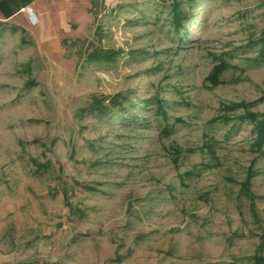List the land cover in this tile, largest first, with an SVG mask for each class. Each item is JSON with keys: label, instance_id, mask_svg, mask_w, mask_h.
Instances as JSON below:
<instances>
[{"label": "rangeland", "instance_id": "1", "mask_svg": "<svg viewBox=\"0 0 264 264\" xmlns=\"http://www.w3.org/2000/svg\"><path fill=\"white\" fill-rule=\"evenodd\" d=\"M171 1L0 5V264H264V0Z\"/></svg>", "mask_w": 264, "mask_h": 264}, {"label": "trees", "instance_id": "2", "mask_svg": "<svg viewBox=\"0 0 264 264\" xmlns=\"http://www.w3.org/2000/svg\"><path fill=\"white\" fill-rule=\"evenodd\" d=\"M192 3H194V0H172L169 6L170 13L172 15L171 22L173 24V27L177 29V31H180L182 35L184 32L187 31V30L184 31V28L182 27V22L183 20L189 18L187 17L188 13L187 10H185L184 5L189 4L190 9L197 7L196 4H192ZM183 36H186V34H184ZM258 43H259L258 45H260L258 60H264V31H263V36L258 40ZM89 56L91 57V59H95L99 61H101L99 59L100 57L105 58L107 60L110 57H112L103 51L100 52V50L97 48H94V50ZM125 99L126 98L124 96L118 94L112 97L110 104L109 103L105 104V102L102 101H96V105L94 107H90V111L93 112L96 115V117H98V119L101 120L104 119L106 116H111V115L115 116V114H121L127 112L128 116L126 117L119 116L117 118H120L122 119V121H125L124 123L133 124L136 126L145 125L146 120L144 118H139L138 114L140 113V111L149 110V106L152 102L145 101L142 105L135 106V104H132L131 107L125 108V103L129 102L128 99L126 100ZM158 101L160 103L162 99H158ZM161 108H162L161 110L162 112L163 107L161 106ZM166 115L168 114L166 113ZM166 115L163 112V116H164L163 118L165 121L167 120L168 117ZM242 120H247L252 123L254 132L256 133V138L254 141V149L260 152L261 154H264V113L258 115L249 113L247 116H243ZM226 123H228V121H226ZM170 131H171L170 128L168 127L165 128L166 133H169ZM41 165L43 168V164ZM42 168L37 171L38 174L42 173L41 172ZM72 213H74V211ZM253 259L255 263H264V256H257V257L254 256Z\"/></svg>", "mask_w": 264, "mask_h": 264}, {"label": "crops", "instance_id": "3", "mask_svg": "<svg viewBox=\"0 0 264 264\" xmlns=\"http://www.w3.org/2000/svg\"><path fill=\"white\" fill-rule=\"evenodd\" d=\"M5 1H6V0H0V5L3 4ZM2 2H3V3H2ZM33 4H35V6L38 7L37 9H38L39 11H41V10L39 9V6L41 5V3H38L37 0H33ZM48 5H49V4L47 3V6H48ZM10 16H12V15H10Z\"/></svg>", "mask_w": 264, "mask_h": 264}, {"label": "bare ground", "instance_id": "4", "mask_svg": "<svg viewBox=\"0 0 264 264\" xmlns=\"http://www.w3.org/2000/svg\"><path fill=\"white\" fill-rule=\"evenodd\" d=\"M29 12H30V11H29ZM30 15H31V19H32V21H33V19H35L36 16H35V14H34L32 11L30 12ZM36 19H37V18H36ZM33 23H34V24H37L38 22H37V20H36V21L34 20Z\"/></svg>", "mask_w": 264, "mask_h": 264}]
</instances>
